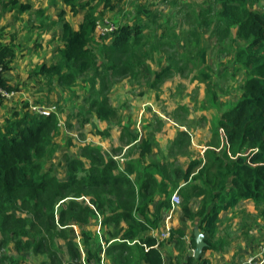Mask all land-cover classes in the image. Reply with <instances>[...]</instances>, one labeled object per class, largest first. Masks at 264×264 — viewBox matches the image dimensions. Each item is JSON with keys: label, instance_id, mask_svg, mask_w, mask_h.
I'll list each match as a JSON object with an SVG mask.
<instances>
[{"label": "trees", "instance_id": "obj_1", "mask_svg": "<svg viewBox=\"0 0 264 264\" xmlns=\"http://www.w3.org/2000/svg\"><path fill=\"white\" fill-rule=\"evenodd\" d=\"M124 1L63 0L73 14L83 12L79 28L65 18L64 12L60 14L61 32L56 38L62 44L59 61L40 65L35 74L46 77L49 85L57 77L64 87L80 77H85L84 83L88 78L90 89L98 91L91 97L89 113L100 121L117 120L121 124L118 110L108 96L115 78L127 80L130 85L136 83L140 95L145 90H158L177 75L182 77L188 68L199 71L191 82L196 77L209 82L211 74L204 70L208 51L201 43L200 30L210 28L212 37L220 42L232 39L231 52L246 78L241 88H232L237 100L226 105L218 122L226 133L231 156L228 152L219 156L208 151L206 158L215 155L203 166L202 161H192L184 179L192 183L200 180L202 186H191L180 204L185 218L199 219L198 228L205 235L207 249L216 250L220 246L215 238L221 211L243 200L264 202V11L255 9L264 0H208L207 7L197 6L196 28L189 30L188 38L180 39L169 30L161 37L168 40L172 52L166 55V63L160 62L167 64L160 71L149 61L154 57L152 51L157 50V46H151V37L161 25L157 26V16L144 5L145 0H133L139 1L135 8L137 22L117 26L108 36H97L98 8L115 11ZM0 5L17 14L33 9L19 0H0ZM183 19L185 22L187 15ZM180 41L184 48H178ZM15 57L10 47L0 46L2 76L10 70ZM1 85L12 90L4 78ZM58 124L57 113L42 115L29 110L23 116L14 112L6 125L0 121V233L5 236L0 237V245L14 242L18 251L34 253L40 264H163L162 242L148 235L157 221L138 217L145 210L144 197L149 200L155 194L154 176L149 173L137 192L124 172L115 173L119 168L113 158L106 160L92 148L88 163L72 160L69 179L60 180L48 165L56 153L53 140ZM141 147L143 153L151 149L146 140ZM195 171L197 174L192 176ZM148 190L149 194H145ZM195 195L203 197L197 211L190 207ZM100 218L98 234L94 227ZM72 225L81 228L80 242ZM116 238L119 241L108 245ZM24 261V255L20 258L4 254L1 259L4 264H26Z\"/></svg>", "mask_w": 264, "mask_h": 264}, {"label": "crops", "instance_id": "obj_2", "mask_svg": "<svg viewBox=\"0 0 264 264\" xmlns=\"http://www.w3.org/2000/svg\"><path fill=\"white\" fill-rule=\"evenodd\" d=\"M19 1L31 4L33 9L30 13L25 14H16L13 11L5 12V15L10 20L12 19L11 17L15 20L16 17H18V21H20L18 24H22L19 27H5V24L2 25L0 27V46H8L13 51L15 50L14 53L16 54L17 50L15 48H17V44L21 46V50L27 53L23 61L20 62L22 66L25 64L27 67L26 70L24 69V71H21L23 74L22 82L28 80L30 83H33L35 77H31L33 71L31 72L30 69L36 68L43 63L52 64V61L49 60L52 54L49 52L51 50L50 46H52L51 43L58 42L56 38L61 32L60 14L63 13L64 10L67 11L68 14L65 15V18L70 21L68 16L70 15V8L64 4L63 0H55L59 8L63 10H61L59 14H56L53 5L54 0ZM42 1L45 3H42ZM45 8H47L46 11L43 10ZM1 11L4 13L5 10ZM53 13H55V17L53 22L50 23V27L54 30V34L49 40L50 44L46 42V40L37 41L36 38H32V40L26 39V41L20 42L22 37L27 36L28 32L35 28L34 24L29 21V19L36 20L44 18V20H47ZM76 17L77 24L73 25L78 29L83 17V12L78 13ZM29 24L30 26L28 27ZM38 25L41 28L45 27L43 23ZM59 44L60 47L58 49L56 48L57 53L59 49L62 48V44L60 42ZM57 53H53L54 57L57 56ZM19 55L20 54L16 55L10 70L2 76L8 85L12 84L14 79H16L13 68L15 67V63L18 62L16 58ZM43 58L46 60L44 61ZM36 79L44 86L48 85L52 88L53 93L54 91L58 93L57 77L53 80L52 85L48 84V79L46 81L43 75L36 77ZM125 81L127 82V80ZM77 82H79V79ZM169 82L172 83V81L165 83L163 85L164 89L169 85ZM84 86L86 91L89 90L85 84ZM66 94L67 93H65V95ZM111 96L113 101L115 99L116 102L119 100L118 102L122 108L120 110L125 112L124 116L121 117V123H123L118 126L113 123L114 121H100L94 115L95 120L92 121V123L90 121L91 126L87 125L88 127L86 126V128L88 131H92V135L89 136L95 138L96 149L104 155L106 160L109 158L114 159V157H121L124 160L116 162L119 169L115 173L123 174L122 172H124L134 183L137 192L140 190L143 182L149 177V173L154 176L156 183L152 191L153 193L155 192V194L149 200L144 197L142 203L145 204L143 206L145 210L143 213H140L138 217L145 221H157V226L150 229L148 235L162 242L161 251L163 255V264H245L248 258L260 252L264 247V202L257 204L251 200H243L238 202L236 206L221 211L219 215L218 232L215 238V240L220 242V246L216 250H204L202 256L199 258H195L194 256V251L196 249L194 231L196 228L199 229V219L189 220L185 218L180 209L181 203L175 205L172 202L174 193L178 192L181 200H183V196L190 192L191 186H202L200 180L192 183L184 179V175L192 161H202L201 165L203 166L207 159L210 160L215 155L210 154L206 158V153L208 151L210 153L214 152L219 154V156L228 152L229 156H231L230 149L226 143V133L218 126L223 111L215 115L216 122H210L208 116L202 114L198 116V118L202 120L201 123H197L196 121L192 122L188 119L189 122L186 125L188 128H186V126H177L180 129L178 131L169 130L157 134V132L146 126L143 128L144 131L140 132V130L137 129L139 126H137L138 124L136 123L139 114L144 112L145 116L149 118V115L152 114V112H156L157 109L162 108L163 104H166V106L169 105L168 102L162 101L168 98L166 93L161 91L157 92L156 90H145V92L140 95V91L134 94V92L122 90L115 86ZM85 101L87 102V99ZM177 107L178 106L175 105L171 108L175 110ZM180 108L190 109V106L188 107L180 104ZM210 108L211 107L208 109ZM215 108L220 110L219 108L222 107ZM14 112H16V110ZM87 113L90 114L88 107ZM156 113H158V111ZM209 113L213 112L209 111ZM216 127L217 130H215ZM145 128L154 132L156 138H152L151 134H146L147 131ZM98 132H101V134ZM106 132H108V135H103V133L106 134ZM188 132L191 133L189 134ZM135 136H137L136 139ZM143 140L148 141L151 145L149 153H143L142 151L141 144ZM85 147L87 146L84 145L81 147V150L79 149L80 153L81 151L83 152ZM88 161L89 156L87 157L81 154L80 162L86 164ZM209 164H211L210 161ZM153 165H155V167H152ZM54 172L62 181H67L69 179L70 169L66 176H60L56 170ZM195 174H197V171H195L192 176ZM159 185L163 188L161 189L158 187ZM228 190L229 189H227V191ZM149 192L150 190L145 192V194H149ZM202 200V196H193L190 201L192 210L197 211L201 206ZM101 221V218L98 219L94 227V230H96L98 234H100ZM124 225L126 224L124 223ZM72 228L75 230L78 236L77 239H79L80 242V226L72 225ZM166 232L169 234V238L162 239V234ZM100 238L102 239L101 241H104L102 235H100ZM116 241H119V239H112L108 245ZM132 243H129V246L133 247L134 245ZM79 246L83 252L82 245L79 244ZM2 255L4 254H1V256Z\"/></svg>", "mask_w": 264, "mask_h": 264}, {"label": "rangeland", "instance_id": "obj_3", "mask_svg": "<svg viewBox=\"0 0 264 264\" xmlns=\"http://www.w3.org/2000/svg\"><path fill=\"white\" fill-rule=\"evenodd\" d=\"M138 2L139 1L126 0L122 2L115 11H108L100 6L98 8L99 20L101 22L100 26H105V22L113 23L116 26H123L125 24H133L137 22L139 20V16L135 8ZM145 2L146 3L144 5H147L150 9H152L154 11V14L157 16V18L154 19L158 22L157 26L159 27L161 25V28H158L157 30L155 28L156 31H154L153 33V35L155 36L151 37V46H157V52L152 51V56L154 57L149 61V64L155 70L160 71L167 65H163V63H166V55L172 52L171 47L166 43L168 42V40H163L161 39V37H163L165 33H168L167 30H169L171 34H176L180 39L188 38L189 36L187 33L189 32V30L196 28L195 24L197 22V18H195L196 16H194V12L197 13L198 10L196 11L195 8H197V6H200V8L203 6L207 7L208 0H201L200 2L199 0H145ZM42 3L45 2L42 1ZM154 3L156 6H158L157 10L156 8L152 7L155 6ZM53 5L55 13L59 14L62 9L59 8L55 0L53 1ZM46 9L47 8L43 10L46 11ZM255 9L264 11V3L255 6ZM1 10H4V8L0 5V27L4 24L5 27H19L22 24H18L20 22L18 21V17H16V20L11 17L12 19L10 20L5 15V12L7 11H4L3 13ZM55 13H53L47 20H44V18H39L36 20L29 19V21L34 24V27L36 29L33 28L32 31H29L27 36L21 38L20 42H24L26 41V39L32 40V38H36L37 41L46 40V42H49L54 34V30L50 27V23L53 22ZM64 13L65 15L68 14V12L65 10ZM161 13H163L164 15L160 20L159 18L161 17ZM69 14L70 15L68 16L70 18V21H72L71 23L76 25V14H73L70 10ZM186 15L187 19H185V22H183V18ZM41 23L44 24V28L39 27L38 24ZM181 23L184 24L182 25ZM29 26L30 24L28 25V27ZM153 26L157 27L155 24H153ZM171 28H173L174 30L176 29V31L174 32ZM208 29L210 28H203L200 31H202L201 43L207 48L208 51L207 65L204 67V70H206L207 73L211 74V79L209 80V82H204L201 77H196V79H193L191 82L192 76H198L199 71L196 69L191 70L188 68L182 77L177 75V77L172 80V83L169 82V85L165 89L162 85L160 88L163 89L159 88L156 91L166 93V96H168V98L162 101L168 102L169 105L166 106V104H163L162 108L156 110V112L158 111V113L152 112V114L149 115V118L145 116L144 112H141L138 116L139 118H137L136 121V123L138 124L137 126H139L137 129L140 130V132H143V128L146 126L147 128H150L157 132V134L164 133L169 130L178 131L180 129L177 126L184 127L187 125L189 120L192 122L196 121L197 123H201L202 120H200L198 116L202 114L208 116V120L210 122H216L215 115L224 111L226 109V105L232 104L237 100V97L234 94L235 89L232 90V88H241L246 75L245 72L239 69V66H237L235 63V57L231 52L234 50V47L231 44L232 39L228 38L224 42H220L218 41V39L212 37V34H210ZM149 34H151V32ZM51 44L52 46H50L51 50L49 53L52 55L49 60L52 61L53 64L59 61V53H57L56 48L58 49L60 47V44L59 42H54ZM179 44L180 45H178V48H184L182 41H180ZM235 45L238 47L242 46L240 43H237ZM192 47L193 45L185 51L188 52V50H190ZM15 49L17 50V54H20L16 58L18 59V62L15 63V67L13 68V70L15 71L16 79H14L12 84H7L12 89L10 92H14L15 94L14 97L7 100L0 97V120L4 125H6L7 121L13 118V112L15 110L16 112L18 111L19 113H21V115L23 116L28 110L35 113V111L33 110V107L35 106L39 108L55 107L56 113L59 116V130L53 140V147L56 153L54 157L49 160L48 165H51L53 174H56L54 172L56 170L60 176H66L68 170L70 169V162L72 160L77 163L80 161L81 154L88 157L91 154L89 151H91L92 148L96 149L95 138L92 136L94 138L93 139L89 136L92 135V131H88L86 126H91L92 121L95 120L94 114L91 115L87 113V107L88 109L90 108L91 97L96 96L98 91L96 89H90L91 83L90 81H88V78L84 83L83 79L85 77H80L79 82H77V79L76 83L71 86L64 87L61 86L59 82H57L58 93L55 91L53 93L52 88H50L48 85L44 86L43 84L38 82L37 80L39 78L36 79L38 75L35 74V71L40 65L36 68L30 69L31 72L33 71V73H31V77H35L33 83H30L28 80V82H22L23 74L21 71H24V69L26 70L27 67L25 64L22 66L20 62L23 61V58L27 53H25L24 50H21V46L18 44L17 48ZM53 53H57V56L54 57ZM43 60L45 61L46 59L43 58ZM161 61L163 62L161 63L162 66L160 64ZM190 68L193 67L191 66ZM84 84L90 91H86V89H84ZM115 86L119 87L122 90L124 89L129 92H134V94L135 92H139V90L141 89L138 88L136 83L130 85L129 82H126L123 79L115 78V83L110 89L108 96L110 98L111 105L116 106L118 110V116L119 118H121L122 116H124L125 112H122V110H120L122 108L118 102L119 100L116 102L115 99L114 102L111 96L112 90H114ZM65 93L67 94L65 95ZM86 99L87 102L85 101ZM213 103L218 107L221 106L222 108H219L220 110H217L215 106H213ZM180 104H183V106H190V109H181ZM175 105H177L178 107L173 110V108L171 107ZM209 107H211L212 109H208ZM209 111H212L213 113H209ZM113 123L119 126L123 122L119 124L117 120H115ZM186 128H188V126H186ZM145 130L147 131L146 134H151L152 138H156V134L154 132L149 131L146 128ZM215 130H217V127ZM188 133L190 134L191 132ZM226 143L228 145L227 140ZM84 145L87 146L88 151L84 149L83 152L81 151L80 153L81 147ZM114 160H116V162H119L123 159L121 157H114ZM0 237L1 239H5V236L2 232L0 233ZM5 243H7L6 240ZM1 254H6V256L14 255L20 258L22 255H24V257L26 258V261H24V263L40 264V260L38 258H35L34 253L30 251L24 253L21 250L18 251L15 247L14 242L9 243L8 245H0V262L3 258V255L1 256Z\"/></svg>", "mask_w": 264, "mask_h": 264}, {"label": "built area", "instance_id": "obj_4", "mask_svg": "<svg viewBox=\"0 0 264 264\" xmlns=\"http://www.w3.org/2000/svg\"><path fill=\"white\" fill-rule=\"evenodd\" d=\"M104 24H105V26L104 25L100 26L101 22H99V25L97 28V33H98L99 38L108 36L117 30V26L113 23L105 22ZM1 78H2V67L0 66V97L5 99V100L14 97V94H15L14 92L7 91L2 87ZM33 110L35 112H39L42 115H49L51 113H56L55 107L39 108V107L35 106V107H33ZM222 131H223V129H222ZM122 161H124V160H122ZM82 199H85L88 202V200L86 198H82ZM172 202L175 205H179L181 203V198H180L178 192L173 194ZM167 238H169V234L167 232L163 233L162 239H167ZM245 264H264V247L261 249L260 252L251 256L250 258H248L247 261L245 262Z\"/></svg>", "mask_w": 264, "mask_h": 264}, {"label": "water", "instance_id": "obj_5", "mask_svg": "<svg viewBox=\"0 0 264 264\" xmlns=\"http://www.w3.org/2000/svg\"><path fill=\"white\" fill-rule=\"evenodd\" d=\"M194 236L196 241V249L194 251V256L195 258H199L200 256H202L204 250L207 249L208 244L205 240V235L199 229H195Z\"/></svg>", "mask_w": 264, "mask_h": 264}]
</instances>
